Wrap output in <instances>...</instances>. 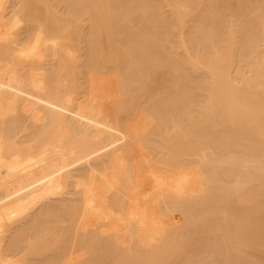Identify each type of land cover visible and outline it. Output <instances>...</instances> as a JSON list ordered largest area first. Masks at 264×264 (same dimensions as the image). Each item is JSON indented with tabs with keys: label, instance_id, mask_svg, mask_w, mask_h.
Returning <instances> with one entry per match:
<instances>
[{
	"label": "bare ground",
	"instance_id": "1",
	"mask_svg": "<svg viewBox=\"0 0 264 264\" xmlns=\"http://www.w3.org/2000/svg\"><path fill=\"white\" fill-rule=\"evenodd\" d=\"M43 1H41L42 4ZM63 1L66 2V0ZM75 1L76 3L72 0L74 4H71L76 7L73 6L72 8V5L70 6L74 11H77L78 9L82 12H84V10L87 11L88 9H84V7L87 8L88 5V8H90V6L93 4V0H90V2L92 1L90 5L88 3V0ZM8 2L9 0H0V264H29L30 262L28 263V261L30 260V256H28L27 253L29 254L34 252L35 254L37 251H39V249V252L41 253V248L44 246L46 247L45 244L47 242L49 243V241L45 242L47 239H49L47 234L44 235L45 238H42L44 236H41L42 239H37L38 241H35L33 239L34 241L32 247L31 245H28L30 251L26 253V251L24 250L25 254H22L21 251L22 256L19 257V252H17L18 249L15 248L17 239L16 241L14 240V242L12 241L13 243H11L9 246V244H7L5 236L13 226L14 228L17 226H21L23 227V229L24 227L29 226V228L32 227L33 229L37 227L42 218L51 219L53 214L49 213L44 208L42 209L44 211L40 212L39 210V213L38 210L35 213V209L39 207V205H41L43 202L50 200V198L53 199V197L55 198L59 195L61 197V200H59L62 201L61 203H64V197L62 196L68 193L67 190L70 189L69 186L72 187L71 189L76 192L75 195L76 197L78 196V198L73 197L75 199L71 200L72 196H74L73 194L70 200H68L69 198L67 199L65 197V203H67L68 200V203L71 205H68V203L67 205L65 203L64 205L60 203L62 206L59 207L58 210H64L60 209L62 207H65V209H69V211L71 210L70 212L72 213H70L69 211H66L67 213L64 212V216H66L67 218L69 215L71 217L73 213L77 214L79 212L77 214L78 217L75 215V217L79 220V230H83L85 227H88L90 225L89 223H92L91 221L96 224L97 222H100L99 224H102V226L100 227L102 231L100 230L99 234H102V232V236L107 235H104V233L112 234L109 239L111 241L112 237L114 238L112 241H115L119 244H117L118 246L116 245L117 248L121 246V244L125 245L127 243L126 232L130 231L136 241H138L141 245L143 244L144 246H146V248L148 249L147 251H149V248L155 246L153 249L154 255H152V252L149 253L152 255V257L149 254L145 255V257L140 256L143 257V260H146L149 256V260H146V263H150V257L151 259L156 258L157 255L159 257V254H161L160 252L164 254L166 252L168 253L164 255L166 257L164 259L168 261V263L166 264L171 263V258L173 262L174 260L176 261V253H172L173 255H171V252H176L178 250L180 251L181 249L179 248H181V245L178 242H175V240H173V242H167V239H165L166 241L162 242V240L159 239L160 236L154 229L155 220L153 218L152 212L155 209H158L160 212L162 208L168 207L165 206L160 208V206H164L162 203H166L163 199L166 200L167 198H172L177 203L183 200L185 201V199H187V205L191 201L190 204L192 207L188 206V208L190 207V209H192L193 207L199 208L198 205L201 204L200 202H202L198 201L197 198H193L198 197L197 195L201 193V187L198 181L196 169L189 168L186 170V172L180 171V165L182 164H177L180 162L176 161L177 166L174 165L175 162L173 160L175 159V156L173 157V155L176 154V151L171 150L172 147L174 146L175 148L176 145V148H178V146L181 145L180 143H182L183 145H187V147L186 145H181L183 147L179 148V150H181L180 152L185 149L184 147L189 148L188 146L190 145L188 144L190 143H186L185 140H196V138L192 139L191 135L193 134H190L191 132L196 133H194V137L199 134V138L197 137L199 139V142L197 141L198 139L196 140V142L198 143L191 141V144H197V146H195V149L199 147L198 145H201L200 141L203 144L206 141V144H204L206 147H203V144V149L201 146L199 147L201 149H199L201 151V155L203 152L202 150L205 151L207 146L209 149L207 148L206 150L211 151V160L208 159L209 156L207 157V155L205 154L208 152H203L204 159L206 158L205 160L208 161L205 162L210 163V174L207 176L211 175V178H207L205 174L204 177L202 176V184L205 185V187L207 185L206 188L209 191H213L215 189L213 193L212 191L211 193L209 192L211 194H209L211 196V199L212 194H214L215 196L217 194L215 192H218L217 199L219 200V197H221V201H219L222 202V211H220L221 206L219 207L218 205L221 203L217 202L218 200L216 199V197L215 200L213 199V201L218 204L212 201L214 203L213 206V204H211V200H209L210 202L208 203L210 204L209 206H213V209L209 207L211 208L213 217H215L216 211H220L216 213V216L218 214H221L222 217L219 216L221 218H219L220 220H222L224 216V220L222 221L223 223H218L217 221L214 222V220H218V218L215 219L212 217L213 220L211 221H209L208 218V224L212 226L211 228V226L208 225L210 227H208V230L210 231V229H212L216 231V233L212 230V232L210 231V233H213L211 234L210 240L214 237L216 240V237L220 236L217 237V239H219V241L222 239V241H214V239L211 241L215 242V244L217 243V246L219 247L224 246L225 249L221 247L220 248L222 250H226L224 255H229L228 257H230L231 254H227L229 252L228 250L233 249V247H235L234 249H244L245 247L247 248V246H261L264 248V220H262V222H258L259 220L264 219V217L256 220L255 217H252V213L250 212L252 210V212H257L256 210L259 211L260 209L257 207L258 205L254 203L259 198H264V160L260 157V155L264 154V55L262 56L261 60L259 59L260 62L255 63L256 65L254 67L249 68V76L242 78L237 77L236 79L235 77H232L230 68L233 67L234 63L232 60L233 54L231 52V49L234 44L233 38L236 30L233 26L227 27L226 30H224L221 25L222 21L225 19V13L227 14L231 13L230 11H233L234 13L239 14V17L242 16L243 19H245V15L243 16L244 12L242 10L246 5H250L251 8L255 4L258 16L252 18V20L250 21L245 22V44H243L241 49H244L245 47L247 48V46L251 48L252 45L259 42L261 38L260 34L264 31V0H107V2H105V0H94V5L95 3H97L96 5H98L99 7H96H98L99 9L94 7L93 10L95 11V13L92 10V7L90 10H92L91 12H93L94 14H96L98 10L99 15H97V13L95 16L98 17L94 18L95 16H90L91 12L88 15L89 11H85L87 13V16H89L87 17L88 20L86 19V15L81 16L83 15V13L81 14L79 10L72 14L73 10L68 7L70 2L67 0L68 4L62 2L61 3L65 4V7L70 8L69 11H72V13H68L65 10L64 14H60L59 16L58 12H55L54 14V11H56L57 9L53 11V8L48 7L49 9H52L51 13L55 16H58L60 19L58 17V19L55 18V16H52V14L49 15L50 11L46 12L45 18L43 16L41 17V15L43 14H40V10L37 12L33 8L35 11H33L31 16L29 15L31 18L28 19L27 16L26 18L30 20L29 23H39V25L34 30L33 26H30L29 31L23 33V38L20 37V35H18V32L16 31L19 29V27H24L23 24H25L24 21H26V19H22L23 14L22 17H20L19 14L23 12L25 13V8L23 12H20L18 15L14 14L16 11L12 10L11 14H8L9 17H7V11L11 6V3L8 4ZM16 2L18 3V0ZM41 3L39 4V0L36 2L39 7ZM84 3L87 4L84 5V7L81 6ZM164 3L170 8V15H166L161 10V7ZM50 4L51 6L53 5L52 1L47 5L46 3L44 4L46 6V11H48L47 6H49ZM78 6L83 7L84 10L81 9V7L78 8ZM39 7L37 8L41 9ZM74 8H76V10ZM252 11H254V8H252ZM34 12H37L36 15ZM56 13H58V15H56ZM76 13V17H79V19L84 17L83 19L89 22L88 23L80 19L85 23V25L83 26L89 25L87 26L88 28L86 27L87 31L85 28L83 30L82 27H77L81 26L82 24H78L79 20L74 16ZM18 16L21 18V20L18 18ZM185 16H191L192 18L194 17L192 19L191 26L187 25ZM219 18H222L223 20L219 21ZM46 22H49L51 25L47 27ZM176 26L181 29L179 32V37L181 38V40H177V46L179 45V49H184L186 55L184 57H179L178 55L175 56L174 52L173 56L177 58L175 59L172 58V56L170 57L171 59H174V61L171 62L170 58H168V61L165 59L163 60L162 57H169V55L167 54H172V52L170 51L173 47L178 48L174 46V44L176 45V39L173 41L171 40V43H174H172L173 45H170V47L172 46L171 49L170 47L165 48L166 45L161 44L163 43V41H165V39L170 37V35L168 34L171 33V30H176ZM71 27L74 29L73 31L71 30ZM75 27L78 29V31L82 29L81 33H77V29H75ZM24 30H21L20 28V30L18 31L20 32ZM74 33L77 36V38L75 36L76 39L73 37ZM103 34L105 38L104 36H102ZM162 35H166L168 37L164 38V40H161V38H156L157 36L163 37ZM186 35H188V38ZM197 35H199L200 37H198ZM214 35H217V43L220 46L213 45L214 49L210 48L212 52H210L211 50L209 49L203 50L204 48L201 49L202 51H198V53H196L197 51H192L190 42L196 41L197 38V43L199 45L202 44L203 46L208 43L210 39L214 37ZM103 38L107 41H105ZM167 40L170 42V38ZM102 41L105 42L104 45ZM166 41V44L169 43L168 41ZM78 43V47L80 45L83 46H80L79 50L78 47L76 49V44ZM140 43H142L140 48L143 46V49L145 48V50L147 51L140 48L139 49L143 51H139V49H137ZM146 43H148V45L149 43H160V48L163 45L164 49H161L167 51H165L163 54V52H160L161 50L159 48V45H156L159 49L157 48V53H154V50L156 48L154 49L153 46L149 45L146 49ZM106 44L109 49L107 50V52L110 51L108 52L110 53L109 55H106L105 51L103 52ZM237 44H242L241 39L237 41ZM175 48H173V51L176 50ZM150 49L153 52L150 51ZM80 50L83 55L79 53ZM168 51L169 53H166ZM159 53L160 55L162 53V57L159 55ZM76 54H78V56L79 54L81 55L80 58H82L83 60V67L79 69L81 65L79 67L76 66L78 61L79 63H81L79 57H77L76 61H78L76 62L74 68L76 71H74L71 70L70 67H73V65L71 66V62H74ZM100 54H102V56ZM104 55L107 58L106 63L104 62L105 60L102 59ZM47 57H52L54 60L58 61L59 67H57L56 65V68L53 67L54 69H51L52 71L50 70V67H46L49 68V71L46 70V68H44L43 66V62ZM178 58L182 59L184 61L183 63H185L186 65H188L189 63L193 65L200 64L208 70L211 85L209 86L211 96L210 102L212 103V105L211 103H209L210 105L208 106V110L206 112L207 116L201 114V116L199 115L197 118L191 117V119L187 123L189 126L187 124V126H185L188 133L186 130L184 131L183 128H181V130L183 131L182 133L185 132V134H187L186 138H184L181 134V136L183 137L182 139L185 143L181 142V139L178 143L179 145L176 144V142H173L175 144H172L173 146L171 147L170 142L172 141V138L169 139V143L165 142L166 145L163 143L166 146V149L164 150H169H167L168 152H166L167 155L169 154L168 157L173 159V166L170 164L169 158L165 157V160H168H166V162L169 163L167 165L170 166H165V168L167 171H169L170 174L166 175L165 177H160L153 172L152 168L153 163H160H156L158 161L155 160L154 162L152 161V163H150L152 158H149L151 156H149L143 151V149H141V145L146 144L145 140L148 139H142L146 132L147 134L149 133V130H147L149 128L143 125L146 124V119H140V121L138 120L136 123L135 121L130 122L127 120L122 124V122H120L119 120L115 121L118 118H111L114 121L113 123L109 119V114L115 107L113 108L112 106V109H110L111 111L108 112L110 104L114 102L112 99V86L105 80L101 79L97 74H95V72H105L104 69L107 67V62L109 59V66L117 70L118 68H121L120 72L119 70H115V72H119L117 73V75H119V79H117L119 80V84L122 88L123 93H126L127 91L129 92L130 90H132L131 87L136 86L135 89L139 88L137 86L141 84L140 82H143L141 81L142 78L143 80L146 79V81L152 83L151 80H148L147 78H152L153 73L155 74L156 70H159L161 66L162 68H165L166 63H168L166 69L168 68L169 70L165 73L164 71L161 72L159 70L160 73L166 77H163L162 75L159 77H163L161 78V80L165 79V81L167 78L168 81L175 80L173 78H175L176 76V68L178 66L182 67L183 64ZM51 65L55 66V64L53 63ZM45 66H47V64ZM76 68H78L79 71ZM153 68L156 69L154 72H151L154 70ZM68 70H71V72H69ZM146 76L148 77L146 78ZM155 76H153L154 79ZM156 77L158 78V76ZM135 83L138 85L132 86ZM166 83H164L162 85L163 87L161 88H164ZM167 88L168 85L166 87V90ZM163 90L165 91V89ZM174 92L176 93V90ZM129 93L127 94V96L129 95ZM130 102L128 100V104H124L123 107L125 105L129 107L128 105L130 104ZM155 102H157L158 104V106L156 105L157 107L155 106ZM158 102L159 99L157 101H154V103L152 102V108L154 106L156 107L153 108V110L158 109ZM173 102L176 105V100ZM132 104L133 103H131L130 105ZM119 107H122V105H120ZM126 109L124 108V110ZM18 110L19 112L21 110V113L23 112L25 115L29 116V119L34 122H32V124H38V122L46 120L45 123L48 122V124L46 123L47 126L46 124L45 126H43L46 128L38 129L40 128V125H36L38 126L37 128L33 126L36 129L32 130L30 134L27 133L29 134V136H25L26 139H19L18 141L15 137H13L11 130L12 127L11 129L9 128L11 126V123L14 122L13 120H11L12 115H14V113L16 115V112H18ZM115 110L118 109L116 108ZM209 110L210 112H208ZM114 114L116 113H114L113 111V114H111L112 117ZM123 114L125 115L124 111L121 115ZM18 115L20 116L19 113ZM203 115L207 117H205L208 121H206L207 123L204 121L205 118L204 120L202 119V121L200 120V118H203ZM195 118L197 125H195V122H193V120L195 121ZM10 120L13 122H11ZM191 120L192 122L190 124ZM197 121L199 123L202 122V128H200L201 124H198ZM192 123L194 124V126H192ZM8 124L10 125L9 127ZM203 125L205 126L203 127ZM166 127L168 126L166 125ZM188 129H190L191 132H189ZM29 130H27L26 132H28ZM204 132L206 134H204ZM188 134L190 137L188 136ZM201 135L203 136V139L201 138ZM150 137L151 136L149 135L148 140H150ZM204 137L207 138V140ZM147 142L149 143V141ZM167 146H169L171 149L167 148ZM179 150L177 151V153L179 152ZM189 150L191 151V149ZM199 150L196 151V154L197 152L200 153ZM161 152H163V150ZM161 152L160 154H162ZM194 152L195 151H193L192 153ZM162 157L164 159L163 155ZM162 157L160 156V158ZM157 159L158 158H156V160ZM161 162L163 161L161 160ZM166 162H163L164 164H161L164 166ZM217 162L219 164L223 163L227 165L226 168L221 169L223 173L221 170H218L219 166L221 165L217 166ZM238 162L241 164L240 167L238 166ZM260 164L261 166H257ZM248 168H255L256 172L250 173ZM144 169L149 170L150 176H153L155 188H161L164 191L161 194L162 197L158 198L160 194L153 193L152 191L148 193L144 192V186L146 184L145 179L146 177L149 178L148 174L146 177L144 176ZM257 170H261V173H257ZM76 171L78 172L75 173ZM146 173L148 172L146 171ZM217 174L222 176H220L221 179H217V177L219 178V175ZM245 176H247L246 178L248 179L252 177L254 179L255 177L257 179H261L262 181L261 183H259L260 185H258V188L255 187L254 190L250 188L249 192L247 190L245 193L240 192L241 187L243 189L245 183L248 181V179L246 181ZM233 177L235 178V180L233 179L232 183L225 181V179L229 180ZM204 178H210L209 181H211L212 179L213 182L211 181V183L214 184L212 185L214 189H212V186L211 189L210 186L208 187V181ZM204 180H206L207 182H205ZM221 180L223 181V183L222 185H219L221 184ZM216 181L220 182L219 184H217L220 189L216 188ZM203 182L207 184H204ZM72 190L70 191L71 193H73ZM117 192H121V194H118ZM219 193H221V195ZM116 194L118 196V199L116 198L117 196L113 198V195ZM120 195L121 197H119ZM169 199H167V201ZM172 199H170L169 201L172 202ZM73 200H75V202ZM192 200L194 203L197 201V205L196 203L195 206L192 205ZM175 201L174 204L176 203ZM170 203H168V205ZM249 203L254 204H251L252 207L250 208L252 209H246L247 211L243 209L247 214L242 210V213L244 215L242 216V219L238 220L236 225H232L233 228H231L232 226H228V222H226L225 216L226 213L229 210L233 211L234 209L240 208L243 205H247ZM216 205L218 206L214 208ZM225 206H228V209H225ZM253 206L255 210L253 209ZM255 206L258 209H256ZM174 207L176 206L174 205ZM183 208L185 211H187V213L191 212V210L188 212V208ZM217 208L220 209L217 210ZM167 209L171 211L174 208ZM209 210L207 211L210 212ZM208 212L201 216H208ZM33 213L35 215H33ZM56 213H58V211ZM61 213H63V211ZM162 213L160 212V214ZM49 214H51V217L48 216ZM167 214L168 215L165 216L163 215V218H169L170 215L169 213ZM29 217L30 219H28ZM165 219L163 221H165ZM169 219L166 221L168 222ZM215 223L219 226H216ZM87 224L89 225L85 226ZM74 226L73 229L75 228ZM82 226L85 227L83 229H80L82 228ZM100 228L98 226V229ZM216 228H219L220 230H217ZM70 229L72 232V227ZM221 229L223 230V234L225 235L219 233V231H222ZM71 232L70 234L67 232L65 233L71 235ZM73 233L76 232H72V234ZM16 234H18L17 231L15 235ZM78 234L80 235V233ZM102 236H99V239L95 238V241L96 239L98 240V242L101 241L100 238L102 239ZM51 237L53 236L51 235ZM57 238L54 237V239L52 240L54 241ZM195 238L197 239L198 236ZM69 239L71 240L72 238ZM85 239L86 238L84 237V240ZM92 239H94V236ZM109 239L107 241H109ZM79 240L82 241L83 239ZM79 240L77 239L76 244L78 242L81 243ZM159 240L161 241L160 243H162V246L160 245ZM197 241H200L199 238ZM42 242L45 244H43ZM57 242L55 243L57 244ZM41 243L44 246H40ZM176 243L180 246L178 247ZM194 243H199L197 247H201L200 242L195 241ZM228 243L229 245H227ZM164 244L167 245L164 246ZM169 244H173V247H168ZM195 244L193 245V248L194 246L196 248ZM97 245H95V249L97 248ZM106 245L109 246L110 243ZM211 246L212 248L214 247V244L212 242ZM88 247L89 246H87V248ZM93 247L94 246H92V248ZM99 247H101V245ZM165 247H168V249L177 247V249L175 248L170 252V250L168 249L164 250ZM219 247L218 249L220 250ZM57 248L54 247L53 249ZM155 249L160 250V252L155 251ZM212 250L215 254L218 251L217 248L211 249V251ZM214 250H216V252ZM222 250L220 251L222 252ZM93 251L92 253L89 252L90 256L93 255ZM123 251L128 252L129 255L131 254L132 259L129 255H127V253H123ZM121 252L125 255L119 256L120 253L117 252L116 254H119L117 256L119 258H117V262H115L116 257H112L114 259H110V261L112 260V264H114L113 262H115V264H118L120 258H122V264H124L125 261L128 262L131 260L135 264L141 262L140 260H137L139 262H136L134 259L136 254L130 253L128 249L127 251L121 250ZM97 254H99V252ZM113 254L114 253H112V255ZM133 255L135 256L133 257ZM170 255L171 257H169ZM219 255L220 254H218L217 256ZM222 255L223 253L219 257H217L218 259L216 258L218 262L215 259L211 260L213 261V263L211 262L209 264H214L216 262V264H226L228 257L226 258L227 260H225V256L223 255V257ZM94 256L95 254L93 255V257ZM101 256L103 255L101 254ZM125 256H129V259ZM162 256L160 257L162 258ZM34 257H36V254L34 255ZM100 258L98 259L100 261H103V258ZM137 259L141 258L138 257ZM91 260L92 259L89 258L86 261H89L88 263H90ZM104 260L106 261V258ZM108 260L106 262H108ZM155 260L156 259L152 260L154 264L156 263ZM157 260H159V258ZM95 261L92 262L95 263ZM162 261L165 262V260ZM131 262H129V264ZM102 263L105 262L103 261Z\"/></svg>",
	"mask_w": 264,
	"mask_h": 264
},
{
	"label": "rangeland",
	"instance_id": "2",
	"mask_svg": "<svg viewBox=\"0 0 264 264\" xmlns=\"http://www.w3.org/2000/svg\"><path fill=\"white\" fill-rule=\"evenodd\" d=\"M17 1V0H16ZM15 0H9V2H8V4L9 3H11L10 5V8H9V10L7 11V17H9V15L11 14V11L12 10H14V11H16L14 14H19L20 12H23V10H24V8H25V10L24 11H26L25 13L23 12V13H20L19 14V16L20 17H22V14H23V18L22 19H26V21H24V23L25 24H23V26L24 27H19V29L18 30H20V28H21V30H24V28H25V30L24 31H16V32H18V35H20V37H22V35H23V33L24 32H28L29 31V29H30V26L32 27L33 26V30L35 29V28H37V26L39 25V23L38 24H31V23H29V21L30 20H28V19H30L31 17V15H32V13H33V11H39L40 10V14H43V15H41V17L43 16L44 18L46 17V12H49L50 11V14L49 15H51L52 13H51V10L52 9H49L48 7H51V8H53V11L54 10H56V11H54V14H55V12H58L59 13V16H60V14L62 15V14H64V11L66 10V12H68V13H72V11H69L70 10V6L72 5V4H74L73 2H72V0L70 1V0H68L69 2H70V4H69V6L68 7H70V8H68V7H65L66 5L65 4H68V2H67V0H66V2L65 1H63V0H51L52 1V6H51V4L49 5V6H47V9H48V11H46V6L44 5L45 3H46V5L47 4H49L51 1L50 0H39V4L41 3V1H43V4L41 3V5H40V7H39V5H37L36 4V2L38 1V0H18V3L16 2ZM47 1H49V2H47ZM75 3H76V1L75 0H73ZM249 1H251V0H249ZM12 2H13V4H12ZM45 2V3H44ZM65 3V4H62V3ZM92 2V1H91ZM91 2H90V0H88V3H89V5L91 4ZM105 2H107V0H105ZM32 3V4H31ZM54 3H55V5H54ZM72 3V4H71ZM36 4V5H35ZM87 3H84L83 5H81V6H83L84 7V5H86ZM97 3H95V5H94V0H93V4L90 6V8H88V5H87V8H85L84 7V9H88L87 11H89L88 12V15L90 14V12L93 10V8L95 7V8H97V9H99L98 7V5H96ZM15 5H17V6H15ZM35 6H36V8L37 7H39V8H41V9H36L35 8ZM73 6L74 5H72V8H73ZM81 6H78V8L79 7H81ZM96 6H98V7H96ZM64 7V8H63ZM74 7H76V6H74ZM83 7H81V9H83ZM91 7H92V10H90L91 9ZM14 8H16V9H14ZM21 8V9H20ZM35 10H34V9ZM44 8V9H43ZM71 8V10H73ZM77 8V9H78ZM252 8H254V11H256V12H254V11H252ZM21 11H20V10ZM75 10H76V8H74ZM83 9V10H84ZM97 9H95V10H97ZM41 10H42V13H41ZM62 10V11H61ZM79 10V9H78ZM77 10V11H78ZM161 10L166 14V15H170V8L164 3L163 5H162V7H161ZM19 11V12H18ZM31 11V12H30ZM52 11V12H53ZM77 11H74L73 10V13L72 14H74L75 12H77ZM80 11V10H79ZM86 10H84V12H82V11H80V13L82 14L83 13V15H81V16H85L86 15V19H87V17H89V16H87V11L85 12ZM94 11V10H93ZM243 12H244V14H243V16L245 15V19H243V17L241 16V17H239V14H236V13H234L233 11H230L231 13H225V16H224V20L222 19V18H219V21H221V20H223L222 21V23H221V25H222V27H223V29L224 30H226V28L227 27H231V26H233L234 28H235V33H234V44H233V47H232V49H231V52H232V54H233V67H231L230 68V72H231V76L232 77H235V79L238 77V78H242V77H247V76H249V68H251V67H254L256 64L255 63H258V62H260V60L262 59V56L264 55V31H263V33H261L260 34V36H261V38H260V40H259V42L258 43H256V44H254V45H252L251 46V48H249L248 46H247V48L245 47L244 49L242 48L241 49V47L243 46V44H245L244 43V39H245V36H246V31H245V22H247V21H250V20H252V18H254V17H257L258 16V13H257V10H256V7H255V4H254V6L253 7H251L250 8V5H246L245 6V8L242 10ZM30 12V13H29ZM36 12V13H37ZM65 12V13H66ZM35 13V12H34ZM36 13H35V15H36ZM58 13H56V15H58ZM79 13V14H80ZM84 13H86V14H84ZM94 13H95V11H94ZM93 12H91V15L90 16H95L97 13H98V10H97V13L96 14H94ZM9 14V15H8ZM54 14H52V16H55ZM67 14V13H66ZM78 14V15H79ZM93 14V15H92ZM12 15H13V13H12ZM30 15V16H29ZM45 15V16H44ZM76 15H77V13L74 15L75 17H76ZM97 15H99V13L97 14ZM18 16V18L21 20V18ZM25 16V17H24ZM26 16H27V18H26ZM64 16V15H63ZM80 16V15H79ZM80 16V17H81ZM58 16H55V18H57ZM98 17V16H97ZM96 16L94 17V18H97ZM59 18V17H58ZM57 18V19H58ZM76 18H78V20H79V22H78V24L79 25H81V26H77L78 28H81L82 27V29L84 30V28L86 29V27L87 26H89V25H86V26H83V25H85V23L84 22H82L80 19H82V20H84L83 18H80L79 19V17H76ZM194 18V17H193ZM191 16H185V21H186V23H187V25H189V26H191L192 25V19H193ZM60 19V18H59ZM72 19V18H71ZM45 20V19H44ZM88 20V19H87ZM81 21V22H80ZM85 21V20H84ZM23 22V21H22ZM27 22V23H26ZM85 22H88V21H85ZM47 23V24H46ZM46 23H44V24H46L47 25V27H49L51 24L49 23V22H46ZM89 23V22H88ZM87 23V24H88ZM31 24V25H30ZM77 24V25H78ZM35 25H36V27H35ZM45 25V26H46ZM26 26H27V29H26ZM73 27V26H72ZM71 27V28H72ZM74 28V27H73ZM71 29L72 31L74 30V29ZM88 28V27H87ZM75 29H77L76 27H75ZM81 29V30H82ZM32 30V29H31ZM81 30L80 31H78V29H77V33H81ZM180 30L181 29H179V27H177L176 26V30L175 31H172L171 30V33L170 34H168V35H170V37H168V36H163V37H156V38H161V40H164V38H167V39H169L170 38V42L167 40V39H165V41L167 40L169 43H165V41H163V43H161V44H165L166 46H165V48L166 47H170V45H173L172 43H171V40L173 41V40H175L176 41V45L174 44V46H176V47H178V48H175V47H173V48H175L176 50L175 51H173V48H172V46L170 47V49L172 48V50L170 51V52H172V54L170 55V53H169V51L168 52H166V53H169V54H167V55H169V57H167L166 56V54H165V56L167 57V59H166V57H162V53H161V55H160V53H159V55L162 57V59L164 60H169L168 58H170L171 56H172V58H177V57H174L173 55V53L175 52V56L176 55H178L179 57H184L185 55H186V52H184L185 50L184 49H182V48H180L179 49V45L177 46V40L179 41V39L181 40V38L179 37V32H180ZM188 30V29H187ZM186 30V31H187ZM86 31H87V29H86ZM86 31H84V32H86ZM31 33H32V31H31ZM17 34V33H16ZM26 34V33H25ZM27 36V35H26ZM75 36H76V34L74 33L73 34V37L75 38ZM102 36H104V34L102 35ZM101 36V37H102ZM187 36V38H188V35H186ZM198 37H200L199 35H197ZM196 36V37H197ZM217 35H214V37L212 38V39H210V41L208 42V43H206L205 45H203L202 46V44H198L197 43V38H196V41H192V42H190V46H191V48H192V51L194 52H196V53H198V51L200 52V51H202L201 49H203V50H205V49H209V50H211L212 48L214 49V47H213V45L214 46H220L218 43H217V40H218V38L216 37ZM24 37V36H23ZM22 37V38H23ZM66 37V36H65ZM69 37V36H68ZM67 37V38H68ZM72 37V38H73ZM21 38V39H22ZM73 38V39H74ZM76 38H77V36H76ZM75 38V39H76ZM104 38H105V36H104ZM103 38V39H104ZM146 38V37H145ZM163 38V39H162ZM191 38V37H190ZM102 39V40H103ZM241 39V41H242V44H237V41L238 40H240ZM105 40V39H104ZM105 41H107V40H105ZM166 41V42H167ZM191 41V40H190ZM103 42V41H102ZM197 44H196V43ZM80 43V42H79ZM79 43L78 44H76V49H77V47H78V45H79ZM104 43L105 42H103V45H104ZM144 44V43H143ZM147 45H146V49H147V47L149 46V45H151V46H153L154 47V53L156 52L157 53V46L159 45V48H160V43L159 44H151V43H149V45H148V43H146ZM67 45V44H66ZM142 45V43H140V45L138 46V48L137 49H139L140 48V46ZM157 45V46H156ZM199 45V46H198ZM81 47H83L82 45H80ZM79 46V47H80ZM79 47H78V50H79ZM152 47V48H153ZM105 48H106V50H105ZM105 48H104V50H103V52L105 51V54L107 55H109L110 53H108V52H110V51H108L107 52V50H109L108 49V47H107V44H106V46H105ZM151 48V49H152ZM158 48V49H159ZM161 48H163V45H162V47ZM160 48V52H163V54H164V52L165 51H167V50H163V49H161ZM200 50H199V49ZM211 48V49H210ZM80 49H82V48H80ZM140 49H143V46L140 48ZM139 49V51H143V50H145V48L143 49V50H140ZM150 49V51H152ZM169 49V48H168ZM145 51H147V50H145ZM153 52V51H152ZM204 52V51H203ZM210 52H212V50L210 51ZM78 53V52H77ZM79 53L81 54V55H83V53L81 52V50L79 51ZM185 53V54H184ZM79 54V56H78V54H76V58H74L75 60H74V62H71L72 64H71V66L73 65V67H70V69L71 70H74V71H76L74 68H75V64H76V62L78 61H76V59H77V57H79V60H80V62L81 63H79V61L77 62V64H76V66L77 67H79L80 65V67H79V69L80 68H82L83 66H82V64H83V60H82V58H80V55ZM101 56H102V54H100ZM105 56V55H104ZM103 56V57H104ZM164 56V55H163ZM102 57V59H104L105 61V63H106V60H107V58H106V56L103 58ZM108 57V56H107ZM48 58V57H47ZM45 59V61L43 62V66H44V68H46V67H50V70L52 69H54V68H56V65H57V67H59L58 65H59V62L58 61H56V60H54L52 57V59L51 58H48V59ZM179 59V58H178ZM260 59V60H259ZM48 60V61H47ZM82 60V61H81ZM170 60H171V62L172 61H174V59H171L170 58ZM180 60V62H184L182 59H179ZM178 60V61H179ZM73 61V60H72ZM103 61V60H102ZM166 61V62H167ZM58 62V63H57ZM108 62H109V59H108ZM107 62V67L104 69V71L105 72H101V71H97V72H95V74H97L101 79H103V80H105L106 82H108L111 86H112V91H113V97H112V99H113V103H111L110 104V108H109V110H108V112H110L111 110L110 109H112L111 107L113 106V111H114V113H116V114H114L113 115V117H112V115L111 114H113V111H111L110 112V120L114 123V121H113V119H111V118H118L117 120H115V121H120V122H122V124L123 123H125L127 120L128 121H135V123L139 120L140 121V119H146L145 121H146V124H143L145 127H147V128H149V129H147V130H149L148 132V134H147V132H146V134H144V136H143V138L142 139H149V135L151 136L150 137V140H145V142H146V144H142V143H140V144H142L141 145V149H143V151L145 152V153H147L149 156H151L149 159H151V162L150 163H152V161L154 162V160L155 161H158V162H156V163H160V164H154L153 163V165H152V168H153V172L156 174V175H159L160 177H165L166 175H168V174H170L169 173V171H167L166 170V168H165V166H167V167H170V166H168L167 164H169V163H167L166 162V160H165V157L167 158L168 157V155H167V153L166 152H168L167 150H164V149H166V143L168 142L169 143V139H171L172 138V141L170 142V145H171V147L175 144V143H173V142H176V144H178L179 143V141L184 137V138H186L187 137V134H185V132L184 133H182L183 131L181 130V128H183V130L185 131H187V128H185V126H187L188 124V121L191 119V117L193 118V117H198L199 115L201 116V114H204V115H206L207 116V110H208V106L210 105L209 103H211L210 101H211V96H210V87L209 86H211L210 85V76H209V72H208V70L207 69H205V67L204 66H202V65H200V64H196V65H193V64H191V63H189L188 65H186L185 63H183L182 64V67L180 66H178L177 68H176V76H175V78H173V79H175V80H173V79H171V80H173V81H168L167 79H166V81H165V79H163V80H161V78H163V77H166V76H163L161 73H160V71L161 72H163L164 71V73L165 72H167L169 69L167 68L166 69V67L168 66V63H166V67L164 68H162V66L160 67V69H159V67H158V69L160 70H156V72H157V74H156V72H155V74L153 73V76H158V78L155 76V79H154V77L152 76V78L150 77V79L149 78H147L148 76H146V78L148 79V80H151V82L152 83H149L148 81H146V79H144L143 80V78H142V80L141 81H145L144 83L143 82H140L141 84H133L132 86H134V85H138L137 87H139V88H136L135 89V87H131V89L132 90H134V91H132V90H130L129 92L127 91L126 93H123V91H122V88H121V86H120V84H119V78H118V76L119 75H117V73H119L120 72V70H121V68L119 69L118 68V70H119V72H115V70L116 71H118L117 69H114V68H112L111 66H109L110 64ZM55 64V66H53V65H51V64ZM78 63H79V65H78ZM47 64V66H45ZM48 64H50V65H48ZM185 64V65H184ZM70 65V64H69ZM179 65H180V63H179ZM51 66H52V68H51ZM110 68H109V67ZM165 66V65H164ZM54 67V68H53ZM170 67H171V65H170ZM108 68V69H107ZM112 68V69H111ZM49 68H46V70H48ZM78 71H79V69L78 68H76ZM110 69V70H109ZM113 69H114V71H113ZM154 69V70H153ZM153 69H151V70H153V71H151V72H154L155 71V69L156 68H153ZM51 70V71H52ZM71 70H68L69 72H71ZM49 71V70H48ZM94 72V71H93ZM163 73V74H164ZM149 74V73H148ZM159 74V75H158ZM152 75V74H151ZM163 76V77H159V76ZM118 78V79H117ZM158 79H160V80H158ZM157 80V81H156ZM170 80V79H169ZM169 83H168V82ZM167 82V83H166ZM176 82V83H175ZM137 83H139V82H137ZM160 83V84H159ZM164 83H166L167 85H168V88H167V90H166V87H167V85L165 84V86H164V88H161V87H163L162 85L164 84ZM175 88V89H174ZM139 89V90H138ZM163 89H165V91H167V92H165ZM169 89V90H168ZM176 90V93L174 92ZM173 91V92H172ZM129 93V95L127 96V94ZM175 93V94H174ZM126 95V96H125ZM176 95V96H175ZM176 97V98H175ZM159 99V107H158V109L157 110H153V108H156L157 106H158V104H157V102H155V106L152 108V102L154 103V101H157ZM176 100V105H175V103L173 102V101H175ZM128 100H129V102H130V104L131 103H133L132 105H128L129 107H127V105H125L124 107H123V105L124 104H128ZM112 102V101H111ZM125 102H127V103H125ZM120 105H122V107H119ZM211 105H212V103H211ZM117 106V107H116ZM131 106V107H130ZM118 109V110H115V109ZM124 108L126 109V110H124ZM130 109V110H129ZM149 109H151V110H149ZM210 109V108H209ZM127 110H128V113H127ZM120 111H121V114L123 113V111H124V113H125V115L123 114V115H121L120 114ZM126 111V112H125ZM208 112H210V110L208 111ZM18 113L20 114V116L18 115ZM23 113V112H22ZM21 113V110H20V112H19V110H18V112H16V115H15V113H14V115H12V119L11 120H13V121H11V122H13V123H11V126L8 124V127L11 129V127H12V134H13V137H15L18 141H19V139L20 140H23V139H26L25 138V136L27 137V135L29 136V134H30V132H32V130H34V129H36L38 126H36V125H40L39 127L40 128H38V129H43V128H46V127H43V126H45V124L47 123L48 124V122H46L45 123V121L46 120H43V121H41V122H38V124H32V122L33 121H31V119H29V116H27V115H25L24 113L22 114ZM127 113V114H126ZM107 114V115H108ZM119 114H120V116H119ZM128 117H127V116ZM203 115V118H200V120L202 121V119L204 120V118L206 117V116H204ZM115 116V117H114ZM117 116V117H116ZM122 116V117H121ZM15 117V118H14ZM109 117V116H108ZM124 117V118H123ZM127 119H126V118ZM14 118V119H13ZM120 118H122V119H120ZM196 118H195V121L193 120V122H195V125H197V123H196ZM207 118V117H206ZM205 118V122L207 121V119ZM126 119V120H125ZM122 120V121H121ZM124 120V121H123ZM199 120V119H198ZM144 121V122H145ZM16 122V123H15ZM191 122H192V120L190 121V124H191ZM198 122V121H197ZM208 122V121H207ZM206 122V123H207ZM34 123V122H33ZM119 123V122H118ZM205 123V124H206ZM47 124H46V126H47ZM187 124V125H186ZM198 124H201V126H200V128H202V122H198ZM204 124V123H203ZM141 125H142V123H141ZM166 125L168 126V127H166ZM33 126H35L36 128H34ZM189 126V125H188ZM192 126H194V124L192 123ZM205 125H203V127H204ZM207 126V125H206ZM42 127V128H41ZM196 127V126H195ZM0 128H1V126H0ZM33 128V129H32ZM188 128H190V127H188ZM193 128V127H192ZM197 128V127H196ZM198 128H199V125H198ZM30 129V130H29ZM195 129V128H194ZM27 130H29L28 132H26ZM189 130V132H191L190 131V129H188ZM197 130V129H196ZM27 133H29V134H27ZM187 133H188V131H187ZM195 133V132H194ZM194 133H190V134H193L194 135ZM201 133H203V132H201ZM200 133V134H201ZM181 134H182V136H181ZM196 134V133H195ZM204 134H206L205 132H204ZM115 135V134H114ZM193 135H191V137H192V139L193 138H196V140L199 138L198 137V135L196 136V137H194ZM203 135V134H202ZM201 135V136H202ZM146 136H148V137H146ZM179 136H181V137H179ZM188 136H189V134H188ZM200 136V137H201ZM205 136V135H204ZM190 137V136H189ZM188 137V138H189ZM198 137V138H197ZM202 139H203V136L201 137ZM205 138V137H204ZM165 139V140H164ZM167 139V140H166ZM190 139V138H189ZM201 139V140H202ZM206 140H207V138H205ZM185 140V139H184ZM196 140L194 141V140H190V141H187V140H185V142L187 143V142H189L190 144H188V145H190V146H192V147H190V146H188L189 148H186L187 147V145H186V147H184L185 149L182 151V152H180L181 150H179V148L180 147H183V146H185V145H183L182 143H180L181 145H183V146H178V148H176L177 147V145H176V147L174 148V146L172 147V149L169 147V146H167V148H170L171 150H173V151H176L175 153L176 154H174L173 155V157L175 156V159L173 160L172 158H170V157H168L169 158V160H170V164L173 166V162H172V160L175 162V164L174 165H176L177 166V164H182V165H180V171H182V172H186V170L187 169H189V168H192V169H196V173H197V175H198V181H199V184H200V187H201V193L199 194V195H197L198 197H193V198H197V200L198 201H202V202H200L201 204H199L198 205V207L199 208H197V207H193L192 209H190V207L188 208V206H191V204H190V202H189V204L187 205V199H185V201L183 200V201H181V202H176L175 200H173L172 198H170V199H172V202L171 201H169L170 199L169 198H167V199H169L168 201H167V199L165 200V199H163L166 203L164 204V203H162L164 206H160V208L161 207H165V206H168V207H166V208H162L161 209V213L162 214H160V212H159V210L158 209H155L152 213H153V218H154V220H155V225H154V229L156 230V232H158V234H159V239L160 240H162V242H164V241H166L165 239H167V242H173V240H175V242H178L180 245H181V248H179V249H181L180 251L178 250V251H176V252H171L173 249H177V247H174V248H171V249H168V247H173L172 245L174 244H169L168 245V247L166 248H164V250L165 249H168V250H170V252H171V255H173V254H175L176 253V261L174 260V262L172 261V258H171V263H169V264H209V263H213V261H211V260H215L217 257H219L222 253H223V255L225 254V252H226V250H224L225 249V247L224 246H220L221 248H224L223 250H224V252H223V250L219 247V246H217V243L215 244V242H213V241H211V240H213L214 239V241H216V240H218L219 241V239H217V237H220V236H217L216 237V240H215V237L213 238V239H211L210 240V238H211V234H213V233H210V231L212 230V229H210V231L208 230V227L209 226H211V225H209L208 224V218H209V221H211V220H213V218H218V220H214V222L215 221H217L218 223L219 222H221V223H223L222 221L224 220L223 218H224V216H223V218H222V220H220L221 218L219 217V216H221V214H218L217 216H216V213H218V212H220V211H222V202H220L221 201V197H219V200L217 199V197H218V192H215V193H217L215 196H214V194H212V199H211V191H209V190H207V185H206V187H205V185H203L202 184V180H203V178H202V176L204 177V175L206 174V177L208 178V177H210V176H207V175H209L210 174V172H209V170H210V166H209V164L210 163H206L205 161H207V160H205L204 159V157H203V154L205 153V151L206 152H208V153H205L206 155H207V157L209 156V158L208 159H210L211 160V151L209 150H206L207 148H208V146H207V148L205 149V151L204 150H202L203 152H202V155H201V149L199 148L200 146L202 147V142L200 141V143H201V145H198L199 147H197V149H195L196 147L195 146H197V144L195 145V143H192L191 144V141H194V142H196ZM147 141H149V143L147 142ZM151 141V142H150ZM198 142H199V139L197 140ZM204 141V140H203ZM142 142V141H141ZM166 142V143H165ZM181 142H183V143H185L184 141H183V139L181 140ZM198 142H196V143H198ZM143 143H144V141H143ZM165 145H164V144ZM124 144V143H123ZM137 144V143H136ZM173 144V145H172ZM204 144H206V141H205V143ZM203 144V145H204ZM164 145V146H163ZM179 145V144H178ZM161 147V148H160ZM163 147H165V148H163ZM203 147H206L205 145L203 146ZM203 147H202V149H203ZM175 149V150H174ZM179 150V152L177 153V151ZM189 149H191V151L189 150ZM193 149V150H192ZM200 149V150H199ZM209 149V148H208ZM163 150V152H161ZM187 150V151H186ZM200 151V153L199 152H197V154H196V151ZM138 151V150H137ZM137 151H136V153H137ZM173 151H172V153H173ZM193 151H195L194 153H192ZM160 152L162 153V154H160ZM170 153H171V151H170ZM180 153V154H179ZM179 154V155H178ZM136 155V154H135ZM162 155L164 156V159H163V157H162ZM167 155V156H166ZM171 155V154H170ZM205 155V156H206ZM159 156V157H158ZM160 156L162 157V158H160ZM172 157V156H171ZM260 157L264 160V154H262V155H260ZM156 158H158L157 160H156ZM160 158V159H159ZM161 160L165 163L166 162V164L163 166L161 163H163V162H161ZM220 160V159H219ZM168 161V160H167ZM176 161L177 162H180V163H177L176 164ZM172 162V163H171ZM208 162V161H207ZM163 163V164H164ZM218 163V162H217ZM219 163H220V161H219ZM218 163V165L217 166H219V165H221V166H219V168H218V170L220 171L221 169H224V168H226L227 167V165L226 164H219ZM162 165V166H161ZM208 165V166H207ZM238 166L240 167L241 166V164L238 162ZM257 166H261V164L260 165H257ZM77 169H79V168H77ZM81 169V168H80ZM242 169V168H241ZM83 170V169H82ZM81 170V171H82ZM248 170H249V172L250 173H255L256 172V169L254 168H248ZM81 171H79V172H81ZM146 171L148 172V173H146ZM222 171V170H221ZM78 171H76L75 173H77ZM222 173H223V171H222ZM257 173H261V170H257ZM147 174L149 175V178L148 177H146L147 176ZM221 174V173H220ZM217 175H219V174H217ZM223 175V174H222ZM252 175H254V174H252ZM144 176L146 177V184H145V186H144V192L145 193H148V192H153V193H158V194H160L159 196H158V198H160V197H162L161 196V194L164 192L161 188H155V184H154V179H153V176H150V173H149V170H146V169H144ZM221 175H219V178L217 177V179H221V177H220ZM247 176H245V179H246V181H247V179L248 178H246ZM202 178V179H201ZM207 178H204V179H207ZM211 178V177H210ZM210 178L209 179H207V181H208V187L210 186V189H211V186L212 185H214L213 183H211V181H212V179H211V181H209L210 180ZM216 179V178H215ZM215 179H214V181H215ZM216 179V180H217ZM233 179L235 180V178L233 177V178H231V179H229V180H226L225 179V181L226 182H230V183H232L233 182ZM257 178H255L254 177V179H253V177L252 178H250V179H248V181L245 183V186H244V188L242 189V187H241V191L240 192H246L247 190H248V192H249V189L250 188H252L253 190H254V188L256 187V188H258V185H260L259 183H261V179H257ZM205 182H207L206 180H204ZM219 181V180H218ZM218 181H216V185L217 184H219L220 182H221V184H219V185H222V183H223V181H224V179H223V181L221 180L220 182H218ZM213 182V181H212ZM218 182V183H217ZM204 183V182H203ZM211 185H210V184ZM204 184H207V183H204ZM221 187V186H220ZM69 190H67L68 191V195L67 194H65V195H61L62 197H64V199H65V197L68 199V200H70V198H71V196H72V194L74 195V196H72V198H71V200L72 199H75V198H73V197H76V195H75V191L74 190H72L71 188L72 187H70L69 186ZM217 189L219 188V186L217 185V187H216ZM209 189V188H208ZM212 189H214L213 188V186H212ZM220 189V188H219ZM251 189V190H252ZM73 191V193H71L70 191ZM215 191V189L212 191V193ZM218 191V190H217ZM210 192V193H209ZM70 193H71V195H70ZM115 193V192H114ZM113 193V194H114ZM118 194L120 193L121 194V192H117ZM210 194V195H209ZM220 195H221V193H219ZM70 195V196H69ZM219 195V196H220ZM247 195V194H246ZM117 196V194L116 195H113V198H115ZM59 197V198H58ZM119 197H121V195L119 196ZM123 197V196H122ZM214 197V198H213ZM215 197H216V199L218 200L217 202H220L221 204H218V203H216L215 201H213V199L215 200ZM61 197H60V195L59 196H57V197H53V199H51L50 198V200H48V201H45V202H43L41 205H39V207H37L36 209H35V213L37 212V210H38V213H39V210H40V212L41 211H44V210H42L43 208L46 210V211H48L49 213H51V214H53L52 215V218L51 219H46V218H42V220H40V222H39V224L37 225V227H35V228H33L32 229V227H30L29 228V226H26V227H24V229H23V227H21V226H17V227H15L14 228V226L13 227H11L10 228V231L6 234V236H5V239L7 240V244H9V246H10V244L11 243H13L14 242V240L16 241V239H17V242L15 243V248L16 249H18V251L17 252H19L18 253V257L19 256H22V254L24 253L25 254V251H26V253L27 252H29L30 250H29V248H28V245H31V247H32V245H33V241L35 240V241H38V240H40V238H41V236H44V235H48V237H49V239H47L45 242H47V241H49V243L47 242L46 244L45 243H43V244H45L46 245V247L44 246V245H42V243H41V245L40 246H44V247H42L41 248V253L39 252L40 251V246H39V248H37V249H39V251H37L35 254H36V257H34V252L33 253H27V255L28 256H30L29 257V261H28V263L29 264H96L98 261V263L99 264H112V260H114L113 258H115V262H117V258H119V257H117L119 254H116L117 252H119L120 253V255L119 256H121V255H125V254H122V252H121V250H125V251H127V249L129 250V252L130 253H133V254H136V256L135 255H133V257H134V259H135V261L136 262H139V261H137V260H140L141 262L140 263H143V264H145L146 263V260H149L148 258H149V256L147 257V259L146 260H143L142 258L143 257H145V255H147V254H149L150 252H152V255H154V251H153V249H154V247H151V248H149V251H147L148 249L146 248V246H144L143 244L141 245L138 241H136L135 239H134V237L132 236V234H131V232L130 231H127L126 232V234H127V236H126V238H127V243L125 244V245H123V244H121V246H119L118 248L116 247V245L118 244V243H116L115 241H112L114 238L112 237V239H111V241H110V237L112 236V234H109V233H104V235H106V236H102L103 235V232H102V234H99L100 233V230L102 231V229L100 228L101 226H102V224L100 225L98 222H97V224L96 223H94L93 221H91L92 223H89V224H87V225H85V226H88V227H85V226H82V228H80V229H83L84 227V229L83 230H79V228L78 227H80V224L78 223L79 222V220H78V218H76L75 217V215L78 217V213L77 214H74L73 213V215L70 217V215L68 216V218L66 217V216H64V212H68L69 211V209H65V207L63 208H60V209H64V210H58V208L59 207H61L62 205L61 204H63L64 205V203H65V201H64V199H63V202L64 203H61L62 201H60L61 199H60ZM76 198H78V196L76 197ZM117 199H118V196L116 197ZM60 199V200H59ZM192 199V198H191ZM66 200V199H65ZM67 200V203L69 202ZM189 200V199H188ZM209 200H211V202L213 201L214 203H216V204H218L219 205V207L221 206V210L220 211H216L215 212V217H213V213H212V211H211V208L213 209V206H214V203L212 202L211 204H213V206L211 207V206H209L210 204H208L210 201ZM74 202H75V200H73ZM174 201L176 202L175 204H174ZM194 201H196V200H194ZM163 202V201H162ZM170 203L169 205H168V203ZM197 202V201H196ZM195 202V203H196ZM53 203V204H52ZM61 203V204H60ZM67 203H65L66 205H67ZM70 203H73V202H70ZM192 205H194L195 206V203L193 202V200H192ZM251 204H253V203H249V204H245V205H243L242 207H240V208H236V209H232L233 211H228L227 213H226V222H228V226H232V225H236L237 224V222H238V220H241L242 219V216H244L243 215V213H242V210L243 209H245V211H247V210H249V208L250 207H252L251 206ZM254 204H256V205H258L257 207L260 209L259 211L258 210H256L257 212H252V211H250L251 213H252V217H255L256 218V220H258V219H261V218H263L264 217V198L263 197H261V198H259L258 200H256V202L254 203ZM253 204V205H254ZM51 205H53V206H51ZM60 205V206H59ZM68 205H71V204H69L68 203ZM174 205L176 206V207H174ZM196 205H197V203H196ZM218 205H216L214 208H216ZM48 206V207H47ZM56 208H55V207ZM171 206H173V207H171ZM47 207V208H46ZM69 207V206H68ZM183 207H185V208H188L189 210H188V212L191 210V212H189V213H187V211H185L184 210V208ZM192 207V206H191ZM209 207H211V208H209ZM256 207V206H255ZM256 207V209H258ZM167 208H174L173 210H168ZM210 210H209V209ZM57 209V210H56ZM167 209V210H166ZM197 209H199V210H197ZM220 209V208H219ZM218 208H217V210H219ZM225 209H228V206H225ZM247 209V210H246ZM250 209H252V208H250ZM253 209H254V206H253ZM54 210V211H53ZM163 210V211H162ZM165 210H166V212H165ZM176 210V211H175ZM207 210H209L210 212H208ZM215 210V209H214ZM255 210V209H254ZM58 211V213H56ZM63 211V213H61ZM71 211V210H70ZM69 211V212H70ZM208 212V216H201V215H204V214H206L207 212ZM241 211V212H240ZM244 211V210H243ZM244 211V212H245ZM53 212V213H52ZM66 212V213H67ZM175 212V213H174ZM250 212H249V214H250ZM56 213V214H55ZM70 213H72V212H70ZM167 213H169V218H167V217H165V218H163V215L165 216V215H168ZM182 213V214H181ZM195 213H196V215H195ZM246 213V212H245ZM51 214H49L48 216H50L51 217ZM190 214H191V216H190ZM211 214V215H210ZM247 214V213H246ZM33 215H35L34 213H33ZM67 215V214H66ZM210 215V216H209ZM48 216H46V217H48ZM73 216H74V218H73ZM194 216V217H193ZM196 216H197V218H196ZM246 216H249V215H246ZM33 217V216H32ZM70 217V218H69ZM202 217V218H201ZM210 217H211V219H210ZM213 217V218H212ZM222 217V216H221ZM191 218V219H190ZM193 218V219H192ZM220 218V219H219ZM254 218V219H255ZM28 219H30V217L28 218ZM71 221H70V220ZM75 219V220H74ZM165 219V221H163ZM169 219V221L167 222L166 220H168ZM195 219V220H194ZM243 219H244V217H243ZM74 220V221H73ZM77 220V221H76ZM197 220V221H196ZM262 220H264V219H261V220H259L258 222H262ZM73 221V222H72ZM76 221V222H75ZM27 222V221H26ZM42 222V223H41ZM71 222H72V226H71ZM75 222V223H74ZM96 222V221H95ZM23 223H25V222H23ZM41 223V224H40ZM213 223V222H212ZM220 223V224H221ZM70 224V225H69ZM78 224H79V226H78ZM41 225V226H40ZM75 225V226H74ZM99 226V228L100 229H98V226ZM209 225V226H208ZM215 225L216 226H219L218 224H216L215 223ZM222 225V224H221ZM220 225V226H221ZM73 226L75 227L74 229H73ZM215 226V227H216ZM45 227V228H44ZM46 227H47V229H46ZM69 227V228H68ZM72 227V232H76V233H73L72 234V232H71V228ZM78 228V229H77ZM166 228V229H165ZM210 228V227H209ZM211 228H212V226H211ZM220 228V227H219ZM218 228V229H219ZM231 228H233V226L231 227ZM32 229V230H31ZM67 229V230H66ZM70 229V230H69ZM214 229V228H213ZM217 229V228H216ZM217 229V230H218ZM222 229H224V228H222ZM221 229V230H222ZM47 230H49L50 231V233H49V231H47ZM196 230V231H195ZM220 230V229H219ZM16 231L18 232V234H16L15 235V233H16ZM69 231V232H68ZM79 231V232H78ZM194 231H195V233H194ZM208 231H209V233H208ZM212 231H214L215 233H216V231L215 230H212ZM211 231V232H212ZM44 232V233H43ZM65 232H67V233H69L70 234V232H71V235H68L67 233H65ZM229 232H230V230H229ZM43 233V234H42ZM78 233H80V235L78 234ZM97 233V234H96ZM219 233H222L223 234V230L220 232L219 231ZM224 233H225V231H224ZM19 234H20V236H19ZM210 234V235H209ZM231 234V233H230ZM15 235V236H14ZM51 235L53 236V237H51ZM62 235V236H61ZM66 235H67V237H66ZM101 237L102 236V239L100 238V240L101 241H99L98 242V240L97 239H99V236ZM218 235H220V234H218ZM223 235H225V234H223ZM59 236H61V237H59ZM70 236V237H69ZM80 238H79V237ZM83 236V237H82ZM93 236H94V239H92L93 238ZM198 236V238H199V240L200 241H197L198 240V238L196 239L195 237H197ZM213 236H215V235H213ZM222 236V235H221ZM39 237V238H38ZM54 237L55 238H57V237H59V238H57V239H55L54 241L55 242H57L58 240V242H57V244L52 240V239H54ZM78 237V238H77ZM84 237L86 238L85 240H84ZM105 239H104V238ZM42 238H45V236L44 237H42ZM41 238V239H42ZM65 238V239H64ZM66 238H68V239H66ZM69 238H72L71 240L69 239ZM76 238V239H75ZM95 238H97L96 239V241H95ZM34 239V240H33ZM38 239V240H37ZM61 239V240H60ZM77 239L79 240V239H83L82 241L81 240H79L81 243H77L76 244V241H77ZM109 239V241H107ZM194 239H196V240H194ZM221 239V238H220ZM62 240H64V241H62ZM68 240V241H67ZM72 240H73V242H72ZM105 240V241H104ZM159 240V243L161 242ZM194 240V241H193ZM13 241V242H12ZM71 241V242H70ZM74 241H75V244H74ZM93 243H92V242ZM200 242V246L201 247H197V245H199V243H197V244H195L194 242ZM220 241H222V239L220 240ZM219 241V242H220ZM229 241H230V238H229ZM53 242V243H52ZM61 242V243H60ZM86 242V243H85ZM93 244H91V243ZM96 242H98V243H96ZM166 242V243H167ZM211 242L214 244V247L215 246H217V247H213L212 248V246H211ZM31 243V244H30ZM59 243V244H58ZM100 243V244H99ZM110 243V247L108 246V245H106V244H109ZM112 243V244H111ZM114 243V244H113ZM116 243V244H115ZM35 244V243H34ZM61 244V245H60ZM74 244V245H73ZM91 244V245H90ZM97 245V250L95 249V245ZM158 244V243H157ZM179 244H177L176 243V245L179 247L180 245ZM196 245V248H195V246H194V248H193V245ZM221 244H222V242H221ZM51 245V246H50ZM101 245V247H99ZM106 245V246H105ZM112 245H113V247H112ZM114 245H115V247H114ZM119 245V244H118ZM117 245V246H118ZM155 245H156V243H155ZM160 245L162 246V243H160ZM167 245V244H166ZM165 244H164V246H166ZM171 245V246H170ZM219 245V244H218ZM227 245H229V243L227 244ZM14 246V245H13ZM55 248H57V249H53L54 247ZM87 246H89L88 248H87ZM92 246H94L93 248H92ZM102 246H103V248H102ZM125 246H126V248H125ZM230 246H231V244H230ZM51 247H53V248H51ZM105 247V248H104ZM107 247H108V249H107ZM156 247H157V245H156ZM159 247V246H158ZM218 247L220 248V250H222V252L218 249ZM26 248H27V250H26ZM48 248H49V250H48ZM51 248V249H50ZM92 250H91V249ZM99 248V249H98ZM112 248V249H111ZM115 248V249H114ZM125 248V249H124ZM193 248V249H192ZM217 248V250L219 251V253H218V251L216 252V250H214L215 252H216V254L213 252V250L211 251V249H216ZM230 248V247H229ZM235 247H233V249H229L228 251V253L227 254H229V253H231L230 254V257H228L229 255H227V256H225V260H227L226 258L228 257V260H227V262H226V264H264V248L263 247H261V246H247V248L245 247L244 249H234ZM101 249V250H100ZM105 249V250H104ZM111 249V250H110ZM118 251H117V250ZM160 249V248H159ZM163 249V248H162ZM183 249V250H182ZM198 249V250H197ZM25 250V251H24ZM90 250V251H89ZM93 250H95V251H93ZM99 250V251H98ZM161 250V249H160ZM160 250H156L155 249V251H157V252H160ZM21 251H22V254H21ZM92 251H93V255L95 254V256L93 257V255L92 256H90L89 254L90 253H92ZM101 251V252H100ZM167 251V250H166ZM175 251V250H174ZM188 251V252H187ZM90 252V253H89ZM96 252V253H95ZM99 252V254H97ZM109 252V253H108ZM111 252V253H110ZM135 252H137V253H135ZM148 252V253H147ZM112 253H114L113 255H112ZM123 253H127V255H129L128 254V252H124L123 251ZM161 254H159L160 256H162V258L159 256L158 257V255H157V257L156 258H153V259H151V257H152V255L151 254H149L151 257H150V263L151 264H154V262L152 261V260H154V259H156L155 261H156V263L155 264H166V263H168V261H166V259H164V258H166L164 255L165 254H168L167 252L164 254V253H162V252H160ZM173 253V254H172ZM34 254V255H33ZM38 254H40V255H38ZM101 254L104 256H101ZM107 254V255H106ZM116 254V255H115ZM138 254V255H137ZM157 254V253H156ZM155 254V255H156ZM218 254H220L219 256H217ZM32 255V256H31ZM108 255H110V256H108ZM171 255L169 256V257H171ZM222 255V256H223ZM90 256V257H89ZM98 256V257H97ZM100 256H101V258H100ZM105 256H107V257H105ZM115 256V257H114ZM130 256V258L132 259V255L130 254L129 255ZM129 256H125L126 258H128ZM139 258H141V259H137L138 257ZM140 256H143V257H140ZM216 256V257H215ZM223 256V257H224ZM97 257V258H96ZM110 257V258H109ZM113 257V258H112ZM154 257V256H153ZM222 257V258H223ZM92 259L91 260V262L90 263H88L89 261H86V260H88V259ZM93 258H94V260H93ZM98 258H100V259H102L103 258V261L105 262V263H102L103 261L101 260H99ZM106 258V261L108 260V262H106L104 259ZM112 258V260L110 261V259ZM159 258V260H157ZM121 259L122 258H120V260H119V263L120 264H122L123 263V261H121ZM129 259V258H128ZM130 259V260H131ZM133 259V260H134ZM218 259V258H217ZM217 259H216V261H217ZM96 260V261H95ZM98 260V261H97ZM142 260H143V262H142ZM161 260V261H160ZM162 260H165V262L164 261H162ZM220 260H221V258H220ZM223 260V259H222ZM224 260V261H225ZM92 261H95V263L94 262H92ZM132 261V260H131ZM131 261H125L126 262V264H129V262H131ZM158 261V262H157ZM115 262H113L114 264H115ZM125 262H124V264H125ZM173 262V263H172ZM218 262V261H217ZM216 262V263H217ZM97 263V264H98ZM118 263V264H119ZM133 263V261L130 263V264H132ZM140 263H138V264H140ZM150 263H146V264H150ZM216 263H214V264H216ZM222 263V262H221ZM133 264H135V263H133Z\"/></svg>",
	"mask_w": 264,
	"mask_h": 264
}]
</instances>
